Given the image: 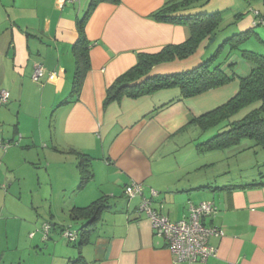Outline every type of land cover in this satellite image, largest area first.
<instances>
[{
  "label": "crops",
  "instance_id": "obj_1",
  "mask_svg": "<svg viewBox=\"0 0 264 264\" xmlns=\"http://www.w3.org/2000/svg\"><path fill=\"white\" fill-rule=\"evenodd\" d=\"M165 1L105 0L92 7L84 25L89 69L77 100L72 101V46L78 37V21L91 0H0V91L9 93L8 103L0 107V141L7 139L9 145L0 146V157L10 165L18 149L6 150L21 133L31 138L32 145L44 143V157L46 153L62 156L60 161L54 157L64 172L58 185L70 192L79 177L74 151L87 153L91 178L81 188L78 180L76 186L87 195L76 197L77 202L67 208L68 216L73 206H85L101 196H107L109 205L101 212L88 242L74 248L58 238L46 243L40 229L30 237V225L24 226L15 215L4 217V205L0 212V262L7 258L9 264H35L30 254L43 256V246L48 252L46 264H67L78 256L80 264H264V185L223 188L234 184L217 183L212 175L201 177L202 166L167 162L183 143L187 128L194 126L190 120L200 113L192 98L150 113L154 106L135 119L136 111L129 107L137 106L139 97L106 101L107 89L136 63L137 53H154L188 37L187 26L150 17ZM235 60L236 73L247 75L250 64ZM37 63L44 72L35 82L31 77ZM22 113L29 126L21 119ZM25 146L29 150L30 146ZM45 162L47 167L51 164ZM132 183H141L142 192L129 197L124 190ZM50 184L49 215L55 218ZM152 191L157 195L153 197ZM143 197L150 198L151 206L171 221L186 218L189 203L212 201L217 211L203 223L223 232L208 239L215 255L205 261H174L166 239L137 212ZM50 223L55 230L56 223L52 219ZM62 228L61 224L54 233L60 234Z\"/></svg>",
  "mask_w": 264,
  "mask_h": 264
},
{
  "label": "trees",
  "instance_id": "obj_2",
  "mask_svg": "<svg viewBox=\"0 0 264 264\" xmlns=\"http://www.w3.org/2000/svg\"><path fill=\"white\" fill-rule=\"evenodd\" d=\"M98 1L105 0H91L88 10L78 21V37L72 46L75 62L71 85V94L75 95V100L72 101L77 100L84 77L89 69V41L85 37L84 25L90 10ZM108 1L118 3L120 0ZM190 1L167 0L150 14V17L156 21L187 26L188 37L182 43L165 45L154 53H137L136 63L119 75L107 89L106 101L119 99L122 96L137 98L151 95L161 88H178L177 94L150 111V113H154L175 102L192 98L237 79L239 88L233 96L221 105L190 120V123L198 128L200 134H204L213 128L217 130L207 139L196 143V151L206 153L223 150L238 145L245 138L253 140L255 146L264 149V52L257 53L240 48L242 41L250 35L251 28L222 38L215 51L208 58L190 69L170 73H151L157 66L165 62L188 58L197 51L204 41L206 43L203 46H208L210 45L208 43H211L210 40H217L222 21L220 11L197 14L183 13L182 9ZM262 2L264 4V0ZM252 12L254 16L252 25H264V11L261 13L258 10H252ZM235 58L250 64L251 68L247 75L241 76L236 73L235 68L238 63ZM242 111L244 113L240 114ZM74 153L78 159V188H81L91 178V156L79 151H74ZM260 185H264V182L251 181L244 184L227 185L223 188H245ZM156 195L157 192L152 196ZM147 199H149L151 206V199ZM108 207L107 196H101L85 206H73L69 212L70 218L73 221L80 220L81 222L78 230H73L76 233V238L73 241L66 240L75 244L76 247L87 243L97 221L100 219L101 212ZM151 208L161 215L152 206ZM44 223L50 225L47 234L49 236L52 229L50 222H43L39 228L40 232ZM65 228L71 229L70 227H63L60 232L61 236ZM48 236L45 240L48 239ZM81 262V256H78L69 260L67 264H80Z\"/></svg>",
  "mask_w": 264,
  "mask_h": 264
},
{
  "label": "rangeland",
  "instance_id": "obj_3",
  "mask_svg": "<svg viewBox=\"0 0 264 264\" xmlns=\"http://www.w3.org/2000/svg\"><path fill=\"white\" fill-rule=\"evenodd\" d=\"M252 10H258L262 13L264 11L262 0H191L182 9L183 13L197 14L220 11L222 21L220 23L221 30L217 34V40H210L211 43L207 42L210 44L208 46H203L206 43L204 41L197 51L188 58L165 62L157 66L151 73H170L190 69L208 58L215 51L217 44L220 43L222 38L250 28V35L242 41L240 48L263 53L264 25H252L254 19ZM238 88V80L233 79L215 89L192 97L191 101L200 112L199 114H201L226 102L237 92ZM177 93L178 88L168 87L156 90L151 95L139 97L138 99L141 100L137 102V106L129 107L136 111L132 119L141 116V114L146 113L154 106L168 100ZM0 107L3 108V105H0ZM243 113L244 111L240 114ZM23 115L22 113L21 119L25 125L29 126V122L26 121ZM216 131V128H213L204 134H200L195 125L189 126L184 133L183 143L178 144V150L169 156L167 160L169 165L185 162L192 163L191 166H202L200 167L201 173L199 175L201 177L206 175L211 177L212 175V177H215L217 183L244 184L251 181L264 182V149L255 146L251 139L245 138L238 145L223 150L206 153H198L196 151L195 144L207 139ZM21 134L22 136L19 137L17 135L14 138L6 150L8 151L10 148L18 149L15 150L17 154L12 156L10 165L5 164L3 156L0 157V212H2L1 209L5 205L6 207L3 212L6 214H4V217L17 216L19 222L23 220L24 226L30 225L28 230H32V232H36L43 222H50L52 219L56 223V228L50 231L46 243H50L52 240L58 238L65 245L74 248L75 244L68 242L65 238L59 236L61 234H55L54 232L59 229L61 224L63 227L78 230L80 222L70 220L67 208L73 202H77L75 201L76 197H82L86 191L80 192L76 190L79 177L75 181L77 183H75L76 185L72 191H62L58 185V181L64 176V172L55 164L56 160H62V156L46 153L44 157L42 153V149L45 146L44 143L32 145L31 138H26L25 134ZM0 140H2L1 137ZM4 141L7 142V139ZM26 144L30 146L29 150H26ZM46 159L51 162L48 167L46 166ZM50 183H53L55 218H51L49 215L50 203L48 202V194L52 188ZM44 196L46 198L43 200ZM110 203L114 205L112 201ZM37 234L40 236L39 232ZM11 236L12 234L9 235V238ZM41 248L43 253H48L47 250L43 249V246ZM35 251L39 253L38 249H35ZM45 254L43 256L41 253L35 255V252H32L30 257L35 264H46L48 258ZM0 264H9V261L5 258L4 262H0Z\"/></svg>",
  "mask_w": 264,
  "mask_h": 264
},
{
  "label": "built area",
  "instance_id": "obj_4",
  "mask_svg": "<svg viewBox=\"0 0 264 264\" xmlns=\"http://www.w3.org/2000/svg\"><path fill=\"white\" fill-rule=\"evenodd\" d=\"M65 3H76L78 0H64ZM44 68L41 64H35L32 73V80L39 81V77L43 74ZM9 93L6 90L0 91V104L8 103ZM8 142L0 141V146L6 148ZM124 192L127 196L132 197L142 192L141 183H132L128 185ZM152 195L156 192L152 191ZM217 211V206L212 201H202L198 204L189 203L188 215L178 221H171L165 215H160L150 206V201L143 198L138 206V212L143 214L151 222L153 231L163 236L167 243L168 249L174 261H205L214 256L216 250L208 243V239L212 235L219 236L223 232L216 227H207L203 223V219ZM50 225L44 223L41 229V237L43 240L47 238ZM34 236V232L30 233V237ZM62 237L73 241L76 238L75 231L65 228L62 231Z\"/></svg>",
  "mask_w": 264,
  "mask_h": 264
}]
</instances>
